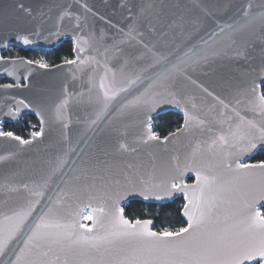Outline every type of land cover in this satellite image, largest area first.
I'll return each instance as SVG.
<instances>
[{"label":"water","instance_id":"water-1","mask_svg":"<svg viewBox=\"0 0 264 264\" xmlns=\"http://www.w3.org/2000/svg\"><path fill=\"white\" fill-rule=\"evenodd\" d=\"M0 79V124H39L0 127V264H264V0H0ZM177 197L178 233L121 211Z\"/></svg>","mask_w":264,"mask_h":264},{"label":"trees","instance_id":"trees-1","mask_svg":"<svg viewBox=\"0 0 264 264\" xmlns=\"http://www.w3.org/2000/svg\"><path fill=\"white\" fill-rule=\"evenodd\" d=\"M73 43L71 40L65 39L50 51H33L20 50L10 47L9 53H3L4 58L24 57L29 61L36 62L33 58L35 52L42 55L43 64L53 66L73 59ZM34 52V53H33ZM33 53V54H32ZM6 83L0 79V84ZM261 93L264 98V85L261 87ZM32 120L36 122L33 116H25L20 123H4V129L10 130L18 138H26L28 130L27 122ZM182 117L178 112H165L155 116L150 121V128L155 137L165 138L180 128ZM28 139V138H27ZM251 162L254 164H264V149H259L252 157ZM192 179H188L191 181ZM184 206L182 197H177L166 204H146L139 201H131L121 207L123 216L129 221L149 220L152 222V229L161 233L160 230H167L170 233H178L186 227V222L181 217V210ZM261 217H264V207L261 208Z\"/></svg>","mask_w":264,"mask_h":264},{"label":"rangeland","instance_id":"rangeland-1","mask_svg":"<svg viewBox=\"0 0 264 264\" xmlns=\"http://www.w3.org/2000/svg\"><path fill=\"white\" fill-rule=\"evenodd\" d=\"M10 47H11V46L7 47V49H6V51H5L4 53H9V51H10ZM33 51H38V50H33ZM33 53H34V52H33ZM33 53H32V54H33ZM31 56H33V58L36 60L37 63H40V64L44 65V64H43V61H42V58H43V57H42L41 54L35 52V53H34L33 55H31ZM45 66H46V65H45ZM25 116H28V115L21 116L20 119H19V121H18L17 123L22 122V120L24 119ZM3 125H4V122H2V123L0 124V127H1V133H8V134H12V135H13V132L10 131V130L6 131V130L4 129V126H3ZM27 125H28V127H29L28 130L25 132L26 135H27V137H26V138H20L21 140H26L27 138H29V137L31 136V134H32V135H33V134H38V132H39V124H38L37 120H36V122H33L32 120H28ZM14 136H15V135H14ZM250 159H251V158H250ZM250 159L246 160V161L244 162V164H254V163L251 162ZM261 208H262V207H259V208H258V214H259L260 216H261ZM263 218H264V217H263ZM81 223H82L83 226H86V227L89 226V224H90V214H89V212H87V211L84 212ZM152 230H153V229H152ZM153 231H155V230H153ZM160 231H162L161 234H172V233H170V232L167 231V230H160ZM155 232H157V231H155ZM157 233H158V232H157ZM253 264H259V262H256V263H253Z\"/></svg>","mask_w":264,"mask_h":264},{"label":"bare ground","instance_id":"bare-ground-1","mask_svg":"<svg viewBox=\"0 0 264 264\" xmlns=\"http://www.w3.org/2000/svg\"><path fill=\"white\" fill-rule=\"evenodd\" d=\"M261 94H262V93H261ZM30 137H31V136H30ZM30 137H29V138H30ZM29 138H28V139H29ZM26 140H27V139H26ZM253 263H256V262H253ZM253 263H250V264H253Z\"/></svg>","mask_w":264,"mask_h":264},{"label":"flooded vegetation","instance_id":"flooded-vegetation-1","mask_svg":"<svg viewBox=\"0 0 264 264\" xmlns=\"http://www.w3.org/2000/svg\"><path fill=\"white\" fill-rule=\"evenodd\" d=\"M23 51H26V50H23Z\"/></svg>","mask_w":264,"mask_h":264},{"label":"built area","instance_id":"built-area-1","mask_svg":"<svg viewBox=\"0 0 264 264\" xmlns=\"http://www.w3.org/2000/svg\"><path fill=\"white\" fill-rule=\"evenodd\" d=\"M250 264V263H249Z\"/></svg>","mask_w":264,"mask_h":264}]
</instances>
